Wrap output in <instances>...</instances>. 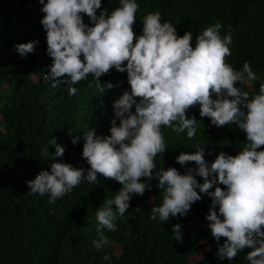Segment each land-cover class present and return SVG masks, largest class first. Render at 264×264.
<instances>
[{"label":"clouds","instance_id":"clouds-1","mask_svg":"<svg viewBox=\"0 0 264 264\" xmlns=\"http://www.w3.org/2000/svg\"><path fill=\"white\" fill-rule=\"evenodd\" d=\"M38 2L42 5L40 24L46 32V52L51 58L45 78L53 87L65 84L69 95H75V84L89 75L97 82L115 69L127 73L130 90L113 102L115 119L110 135L100 136L89 128L84 132L82 157L90 167L57 162L55 157H62L65 149L53 137L49 144L55 148L54 156L47 148L42 153L51 156L50 171L41 170L26 181L29 192L47 194L49 203H56L82 180L98 184V174L121 184L114 197L95 212L97 239L92 244L100 251L109 244L104 230L116 231L117 216L128 210L132 195L142 196L150 190L141 179L154 178L156 158L168 148L162 128L186 131L192 139L197 119L188 118L186 113L199 105L201 118H209L216 127L235 124L246 134V143L235 156L221 151L212 162L204 159V150L197 145L195 152H181L176 157L181 166L195 162V168H185L186 174L174 167L155 172L158 187L164 190L163 202L152 207L150 219L167 222L170 217L185 216L205 194L211 198L205 218L218 242V259L231 261L248 248L247 261L264 264V150H258L264 146V83L251 99L249 92L235 86L258 77L248 61L240 70L227 63L231 27L221 36L222 24L217 21L195 37L193 46V33L178 36L171 22H161L159 11L143 17L142 34L137 36L133 25L139 5L135 0H120V6L110 14L105 9L99 15L101 0ZM84 15L91 26L84 23ZM36 43H20L15 48L24 57L33 52ZM97 87L103 92L98 83ZM172 232L175 240H182L179 223L173 225ZM221 238H225L222 245ZM103 259L107 261L109 256Z\"/></svg>","mask_w":264,"mask_h":264},{"label":"trees","instance_id":"trees-1","mask_svg":"<svg viewBox=\"0 0 264 264\" xmlns=\"http://www.w3.org/2000/svg\"><path fill=\"white\" fill-rule=\"evenodd\" d=\"M135 2L139 5L133 25L137 36L142 34L143 17L155 11L161 13V22L176 27L178 36L191 31L193 46L195 37L217 21L222 24L221 36L230 26L232 44L227 63L240 70L248 61L258 77L235 86L249 92V99L259 94L264 83V0ZM119 6L120 0H101L97 15L105 9L110 14ZM41 7L38 0H0V264H250L246 259L251 250L248 248L231 261L218 259V242L205 218L211 198L205 194L185 216L170 217L167 222L150 219L152 207L163 202L164 190L158 187L155 172L174 167L186 174L185 168H195V162L181 166L176 157L181 152H195L197 145L203 148L204 159L212 162L221 151L235 156L246 143V134L235 124L216 127L209 118H201L199 105L186 113L188 118L197 119V133L192 139L187 138L186 131L175 133L162 128L168 148L156 158L154 178L141 179L150 190L142 196L132 195L128 210L117 216L116 231L104 230L109 244L100 251L92 244L97 239L95 212L114 197L121 184L98 174V184L82 180L56 203H49L47 194L29 192L26 181L33 180L41 170L50 171L55 148L49 141L53 137L65 149L62 157H55L57 162L90 167L82 157L84 132L89 128L97 135H110L115 119L113 102L130 90L127 73L115 69L97 82L89 75L75 84V95H69L65 84L53 87V82L45 78L51 58L40 24ZM83 21L91 26L86 15ZM30 41L37 42L33 52L21 57L15 46ZM108 83L113 85L111 89L105 87ZM46 148L51 156H42ZM258 150H264V146ZM196 179L203 183L202 178ZM195 221L199 223L195 225ZM177 223L181 225V241L175 240L172 232ZM224 239H220V245ZM201 240L206 243L204 249ZM198 253L201 256L190 261V256ZM104 255L109 260L105 261Z\"/></svg>","mask_w":264,"mask_h":264},{"label":"rangeland","instance_id":"rangeland-1","mask_svg":"<svg viewBox=\"0 0 264 264\" xmlns=\"http://www.w3.org/2000/svg\"><path fill=\"white\" fill-rule=\"evenodd\" d=\"M195 218H197L198 216L197 215H193ZM195 225H197L199 222H196L195 221ZM202 224V223H201ZM206 246V243L203 241V240H201V242H200V247L202 248V249H204V247ZM201 256V254H196V255H193V256H190V261H194V260H196L197 258H199Z\"/></svg>","mask_w":264,"mask_h":264}]
</instances>
